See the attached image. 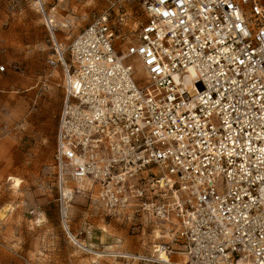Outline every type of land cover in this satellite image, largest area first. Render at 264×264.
I'll list each match as a JSON object with an SVG mask.
<instances>
[{
	"label": "built area",
	"instance_id": "obj_1",
	"mask_svg": "<svg viewBox=\"0 0 264 264\" xmlns=\"http://www.w3.org/2000/svg\"><path fill=\"white\" fill-rule=\"evenodd\" d=\"M36 3L64 73L52 167L71 242L103 255L68 224L82 194L172 226L171 264H264V0H142L134 37L104 11L69 60Z\"/></svg>",
	"mask_w": 264,
	"mask_h": 264
},
{
	"label": "rangeland",
	"instance_id": "obj_2",
	"mask_svg": "<svg viewBox=\"0 0 264 264\" xmlns=\"http://www.w3.org/2000/svg\"><path fill=\"white\" fill-rule=\"evenodd\" d=\"M36 1L0 0V65L6 66L0 70V264L184 261V248L174 241V228L169 224L144 218L131 209L111 214L82 194L68 203V224L103 255L84 252L65 232L52 167L62 106L55 88L63 90L64 73L61 66L47 63L56 46ZM43 1L48 10L56 7L51 13L66 60L70 59L72 39L94 15L108 11L115 25L131 37L146 20L142 0ZM134 63L136 77L142 80L139 63ZM14 178L20 180L18 187ZM84 229L91 233L81 234ZM165 242L176 252L160 251Z\"/></svg>",
	"mask_w": 264,
	"mask_h": 264
},
{
	"label": "crops",
	"instance_id": "obj_3",
	"mask_svg": "<svg viewBox=\"0 0 264 264\" xmlns=\"http://www.w3.org/2000/svg\"><path fill=\"white\" fill-rule=\"evenodd\" d=\"M55 7V6H54ZM56 8V7H55ZM55 8H54V10H55ZM53 10V11H54ZM55 91H56V97H57V100L58 101H63V97H64V89L63 90H60V89H58V88H55ZM58 91V92H57ZM61 111V110H60ZM59 114H60V112H59ZM172 256V255H171Z\"/></svg>",
	"mask_w": 264,
	"mask_h": 264
},
{
	"label": "bare ground",
	"instance_id": "obj_4",
	"mask_svg": "<svg viewBox=\"0 0 264 264\" xmlns=\"http://www.w3.org/2000/svg\"><path fill=\"white\" fill-rule=\"evenodd\" d=\"M57 25V24H56ZM10 178H13V177H10ZM19 183H20V180H19V178H14V186L15 187H18L19 186ZM162 249V250H161ZM160 251H163L164 250V252H167L168 253V255H169V252L168 251H166L163 247H161L160 246V249H159ZM162 255H164L166 258H167V254H162ZM163 259V258H162ZM161 259V260H162Z\"/></svg>",
	"mask_w": 264,
	"mask_h": 264
}]
</instances>
